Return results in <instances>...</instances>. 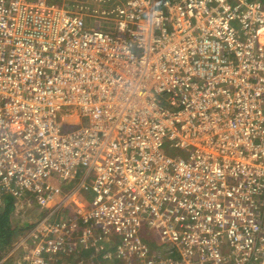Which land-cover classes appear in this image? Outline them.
<instances>
[{"label":"built area","instance_id":"built-area-1","mask_svg":"<svg viewBox=\"0 0 264 264\" xmlns=\"http://www.w3.org/2000/svg\"><path fill=\"white\" fill-rule=\"evenodd\" d=\"M72 1L0 0V190L47 210L14 264H264V0Z\"/></svg>","mask_w":264,"mask_h":264},{"label":"rangeland","instance_id":"rangeland-1","mask_svg":"<svg viewBox=\"0 0 264 264\" xmlns=\"http://www.w3.org/2000/svg\"><path fill=\"white\" fill-rule=\"evenodd\" d=\"M59 5H62V0H55ZM70 8L77 12H81L85 15L86 21L89 26L97 29H113L115 25V20L119 16H122V3L116 0H74L70 3ZM18 200V212L15 214V217L24 218L23 221L34 222L38 216V209L34 208V202L32 198H20ZM29 211V212H28ZM37 220V219H36ZM144 227L141 232L142 235H145V238L150 240L152 246H157L164 242V238L160 233V229L156 225L151 224L149 221H143ZM25 233V232H24ZM24 233L20 234V238ZM112 241L119 242L120 237L112 235ZM12 250V249H11ZM11 252V251H10ZM11 256V255H10ZM98 254H95V259L100 260ZM15 256H12V261L14 263ZM5 259V258H4ZM3 259V260H4ZM71 259V258H70ZM96 261H92L90 256H82L77 259L70 261L75 264H99ZM1 262V261H0ZM69 262V263H70ZM118 262V261H117ZM108 264H112L111 262Z\"/></svg>","mask_w":264,"mask_h":264},{"label":"trees","instance_id":"trees-1","mask_svg":"<svg viewBox=\"0 0 264 264\" xmlns=\"http://www.w3.org/2000/svg\"><path fill=\"white\" fill-rule=\"evenodd\" d=\"M16 199L17 197L13 196L12 194H0V261L5 258L0 262V264H14L12 261V255L10 256L11 249L15 245L19 235L28 231L36 224V221L26 222L23 221L24 218L22 219L21 217L19 218L14 216L15 209L17 208ZM34 207L38 208L37 212H39L38 214H40V217H38V219L40 220L46 214L47 210L42 209L37 204H35ZM109 249L111 248H109L108 244H106L99 250L93 248L90 249V247H83L76 251L73 255H62L63 257L61 256V258L57 259L53 264H75L70 262L73 260V258L75 260L82 256H90L92 254V251L94 250L95 253L98 254L97 258L99 257L101 262L102 260L104 262H107V260L112 258L114 254H116V252L114 253V249Z\"/></svg>","mask_w":264,"mask_h":264},{"label":"crops","instance_id":"crops-1","mask_svg":"<svg viewBox=\"0 0 264 264\" xmlns=\"http://www.w3.org/2000/svg\"><path fill=\"white\" fill-rule=\"evenodd\" d=\"M1 193H8V192H5V191H1L0 190V194ZM8 194H11V193H8ZM26 198V197H25ZM28 198H32V197H28ZM17 199H20V198H17ZM16 199V201H17V208H18V200ZM33 199V198H32ZM33 202H34V206H35V204H37V202L36 201H34V199L32 200ZM38 205V204H37ZM39 206V205H38ZM74 206V204H73V202H71L70 204H69V207H64V208H62V211H63V213H64V215H66V214H68V213H74L75 212V210L72 208ZM17 208L15 209V212H14V216H15V214L18 212V210H17ZM34 208H36V207H34ZM38 209V208H37ZM38 217H40V214H38V216H37V220L35 219V221L37 222L39 219H38ZM35 222V223H36ZM159 229V228H158ZM143 233H144V231H143ZM144 238H145V235H144ZM145 240L151 245V243H150V240H148L147 238H145ZM163 243L164 242H162L161 244H159V245H157V246H152V247H161L162 245H163ZM118 245H119V242H112V243H110V245H109V248H111V249H109V250H112V249H114V253L117 251V248H118ZM91 248H93V249H95L94 247H90V249ZM95 250L94 251H92V254L90 255L91 256V258H92V260H93V262L94 261H96V259H95ZM1 261H3V260H1ZM118 261V262H117ZM96 262H98L99 264H108V263H112V264H114V263H116V264H119V260H118V258L116 257V254H114V256H112V258H110L109 260H107V262H104L103 260H102V262L100 261V260H97Z\"/></svg>","mask_w":264,"mask_h":264}]
</instances>
